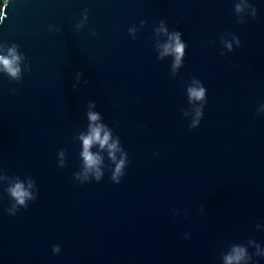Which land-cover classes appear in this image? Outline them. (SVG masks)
Wrapping results in <instances>:
<instances>
[{
    "label": "water",
    "instance_id": "95a60500",
    "mask_svg": "<svg viewBox=\"0 0 264 264\" xmlns=\"http://www.w3.org/2000/svg\"><path fill=\"white\" fill-rule=\"evenodd\" d=\"M235 2L6 0L0 43L18 44L31 71L19 82L0 73V175L31 176L39 193L12 216L0 184V264H221L233 243L264 247V0H249L257 17L244 24ZM161 20L187 44L175 77L173 58H157L167 42L163 32L155 38ZM227 33L241 40L231 52L220 42ZM193 77L207 89L195 129L194 113L182 115ZM92 101L128 153L120 184L108 167L100 182L74 179V138L87 130Z\"/></svg>",
    "mask_w": 264,
    "mask_h": 264
},
{
    "label": "clouds",
    "instance_id": "9594fccd",
    "mask_svg": "<svg viewBox=\"0 0 264 264\" xmlns=\"http://www.w3.org/2000/svg\"><path fill=\"white\" fill-rule=\"evenodd\" d=\"M5 9L0 10V23H3L5 19ZM234 12L238 17L237 23L239 24H244L247 16H251L253 19L257 17V8L249 0H236ZM87 21L88 12L85 10L82 14V19L76 24V29L82 30ZM146 23L147 21L142 20L140 28H143ZM138 30L135 26L128 29L133 39H136ZM49 31L59 32L60 29L50 26ZM161 32L167 36V42L157 46V58L160 60H165V57L173 58L171 75L175 77L184 65L187 44L182 39L180 31L169 30L165 20H161L159 26L155 28V38ZM92 35L97 36L98 33L92 32ZM228 37H231V39H228ZM220 42L228 52L234 51V45L235 47L241 46L240 38L234 33L221 35ZM19 49L20 46L15 43L10 46L6 43H0V73L17 82L22 80L25 71H31V65L25 64L27 57ZM82 78L83 73H76V83L73 84L74 90L78 88ZM84 83L87 84L89 81L84 80ZM12 91L15 92V89H12ZM186 91L189 108L183 109L182 115L189 117L191 113H194L189 127L195 129L199 127L204 117V108L207 103V89L201 80L193 77ZM95 108V101L88 104V111L86 113L88 120L87 130L79 132L74 138L81 143L82 149L79 154L81 159L80 171L74 173V179L81 184L89 183L92 180L100 182L105 175L104 169L108 167V170L111 171L110 179L112 182L120 184L121 178L126 175L125 169L129 165L128 153L123 148L119 136H115L113 130L107 124L101 123V115L92 110ZM257 114H264V104H261L257 108ZM94 146H98L96 152H93ZM103 152H106L111 166L105 164V157L101 155ZM66 158V150L61 149L58 152V166L60 168L66 167ZM0 180L6 181V183L0 184L7 185L4 191L8 194L11 201V206L7 209L9 215L15 216L21 208L27 209L30 201L38 199L39 190L35 180L31 176L21 179L19 176L10 177L7 174H2L0 175ZM201 212H204L203 208H201ZM173 215H179V209H174ZM256 228L257 230H262L260 224H257ZM184 237L185 239H190V234L185 233ZM249 248H254L255 252L250 253ZM52 252L58 255L61 252V247L54 245ZM254 256L264 258V247L256 240L249 239L243 244H231L227 251L221 252L220 261L221 264H256Z\"/></svg>",
    "mask_w": 264,
    "mask_h": 264
},
{
    "label": "trees",
    "instance_id": "16d2710c",
    "mask_svg": "<svg viewBox=\"0 0 264 264\" xmlns=\"http://www.w3.org/2000/svg\"><path fill=\"white\" fill-rule=\"evenodd\" d=\"M6 0H0V10H2Z\"/></svg>",
    "mask_w": 264,
    "mask_h": 264
}]
</instances>
